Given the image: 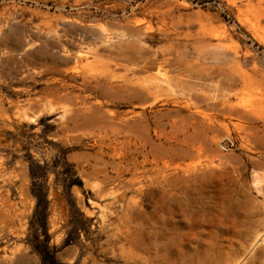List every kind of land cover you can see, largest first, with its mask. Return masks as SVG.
Segmentation results:
<instances>
[{
	"label": "rangeland",
	"instance_id": "rangeland-1",
	"mask_svg": "<svg viewBox=\"0 0 264 264\" xmlns=\"http://www.w3.org/2000/svg\"><path fill=\"white\" fill-rule=\"evenodd\" d=\"M0 264H264V0H0Z\"/></svg>",
	"mask_w": 264,
	"mask_h": 264
},
{
	"label": "trees",
	"instance_id": "trees-1",
	"mask_svg": "<svg viewBox=\"0 0 264 264\" xmlns=\"http://www.w3.org/2000/svg\"><path fill=\"white\" fill-rule=\"evenodd\" d=\"M34 193H35V196L38 198V207H40L39 209H41L42 210V208H41V203L45 200V201H47V196H45V197H41V195L38 193V192H36V191H34ZM45 198V199H44ZM44 199V200H43ZM41 220H42V225L45 227V229H46V222H45V215L43 214V215H41ZM54 260V258H51V261H53Z\"/></svg>",
	"mask_w": 264,
	"mask_h": 264
}]
</instances>
